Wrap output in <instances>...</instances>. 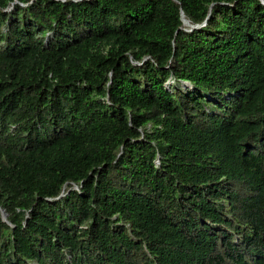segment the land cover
I'll return each mask as SVG.
<instances>
[{"label": "trees", "instance_id": "trees-1", "mask_svg": "<svg viewBox=\"0 0 264 264\" xmlns=\"http://www.w3.org/2000/svg\"><path fill=\"white\" fill-rule=\"evenodd\" d=\"M0 208V264H264V0H0Z\"/></svg>", "mask_w": 264, "mask_h": 264}, {"label": "water", "instance_id": "water-1", "mask_svg": "<svg viewBox=\"0 0 264 264\" xmlns=\"http://www.w3.org/2000/svg\"><path fill=\"white\" fill-rule=\"evenodd\" d=\"M259 1L263 2V0H259ZM179 17L181 19V22L186 24V25H188L189 28L198 26L199 24L203 23V21H204V20H202L199 23H190V22H188V20L183 16V14H182L180 9H179ZM181 83H182V85H189L188 81H185V80H183ZM155 161H157V160H155ZM73 187H76V186H73ZM0 217H1V219L5 220V212H4V210L2 208H0Z\"/></svg>", "mask_w": 264, "mask_h": 264}, {"label": "rangeland", "instance_id": "rangeland-1", "mask_svg": "<svg viewBox=\"0 0 264 264\" xmlns=\"http://www.w3.org/2000/svg\"><path fill=\"white\" fill-rule=\"evenodd\" d=\"M186 25V24H185ZM235 237V236H234Z\"/></svg>", "mask_w": 264, "mask_h": 264}]
</instances>
